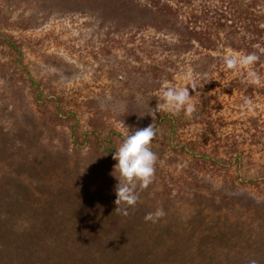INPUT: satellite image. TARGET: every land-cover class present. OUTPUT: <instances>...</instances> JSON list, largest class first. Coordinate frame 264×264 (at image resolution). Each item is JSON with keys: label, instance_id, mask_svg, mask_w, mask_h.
Segmentation results:
<instances>
[{"label": "trees", "instance_id": "1", "mask_svg": "<svg viewBox=\"0 0 264 264\" xmlns=\"http://www.w3.org/2000/svg\"><path fill=\"white\" fill-rule=\"evenodd\" d=\"M21 7L41 18L81 17L95 28L101 50L108 45L123 56L107 72V96L120 106L109 122L98 103H85V109L91 106L83 111L50 77L34 78L25 42L0 33L20 61L32 108L42 115L51 108L49 121L65 124L72 148L97 158L112 157L123 141L126 129L117 125L124 122L131 130L153 122L158 135L151 149L158 160L153 183L127 216L114 211L115 200L30 204L0 196L7 210L20 203L36 215L24 234L9 226L0 231V239L7 240L0 244V264H249L252 259L264 264V224L257 229L252 214L248 222L242 213L232 211L237 216L231 218L218 208L210 218L149 223L143 211L144 200L172 193L193 200H249L221 190L264 185V164L253 169L255 152L264 151V118L250 117L236 128V121L213 113L220 96L233 99L239 113L264 101V0H0V32L7 13ZM229 52L255 53L259 59L250 69H228L223 57ZM187 69L199 85L189 89L192 116L154 112L163 86L182 87L175 78ZM249 71L258 83L249 82ZM251 170L254 175L248 176ZM244 228L261 233L245 236Z\"/></svg>", "mask_w": 264, "mask_h": 264}, {"label": "rangeland", "instance_id": "2", "mask_svg": "<svg viewBox=\"0 0 264 264\" xmlns=\"http://www.w3.org/2000/svg\"><path fill=\"white\" fill-rule=\"evenodd\" d=\"M23 9L7 13L9 19L3 22L7 25L0 33L11 41L25 42V48H28L25 61L30 64L34 78L50 77L66 96L82 106L83 111L91 106L89 104L85 109V103L96 102L107 120L114 121L120 106L107 96L111 82L107 79V72L117 61L123 60L121 52L108 45L106 50H101L103 44L97 39L95 28L81 17L47 15L41 18L36 16L34 9ZM19 68L20 61L0 38L1 200H29L30 204L38 200L70 198L115 200L114 186L118 182L115 176L119 177V172L113 168L116 161L112 157L97 158L94 154L74 150L68 142L65 124L58 120L49 121L52 109L44 110L42 115L32 108L27 79L19 74ZM188 72L187 69L176 75L175 83L184 86ZM214 107L215 117L236 121V128H241L243 121L250 117L264 118V101L251 105L247 110L243 108L239 113L233 99L220 96ZM117 127L121 132L125 131L120 124ZM231 127L226 130H231ZM254 159L257 168L253 169L258 170L264 164V151H256ZM247 175L253 176L254 171ZM240 181L238 178L237 182ZM226 187L221 190L223 195L227 193L249 200H193L187 194L175 196L172 193L169 198L160 196V200H144V216L157 207H163L167 213L161 219L163 221L192 217L203 219L225 209L231 218L236 217L234 214L237 212L242 213L243 221L249 222L250 218H245L254 215L252 224L257 229L264 224L263 184H242L235 189ZM152 192L161 194L163 190ZM144 194V190L140 192L141 200ZM0 212V231L9 226L16 235L26 233L31 220L36 219L35 213L20 203L13 204L9 210L0 205ZM5 212L10 214L8 218L3 216ZM241 232L245 236L261 233L254 228H244ZM224 241L229 239L221 244ZM6 242L5 239L3 243Z\"/></svg>", "mask_w": 264, "mask_h": 264}, {"label": "clouds", "instance_id": "3", "mask_svg": "<svg viewBox=\"0 0 264 264\" xmlns=\"http://www.w3.org/2000/svg\"><path fill=\"white\" fill-rule=\"evenodd\" d=\"M258 59L255 53L229 52L223 57V62L228 69H250ZM248 76L250 83L259 82V77L254 72L249 71ZM185 79L190 82L186 86L177 87L168 84L163 86L160 94L162 102L156 104L154 112L164 111L172 115L183 112L187 117L192 116L196 109L194 95H190L189 89L195 91L199 85L191 71L186 74ZM121 127L126 129L124 139L112 155L113 160L116 161L113 168L119 172V177L115 176L118 182L114 186L116 196L114 211L127 216L128 209L134 208L140 201V192L147 189L154 181L158 156L152 151L151 142L158 135V129L153 122L146 127L131 130L123 122ZM166 215L163 207H157L154 211L148 212L144 220L157 223ZM249 264H258V262L252 259Z\"/></svg>", "mask_w": 264, "mask_h": 264}]
</instances>
